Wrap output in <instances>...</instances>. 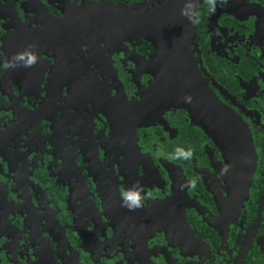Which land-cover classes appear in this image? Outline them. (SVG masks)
Masks as SVG:
<instances>
[{
    "label": "flooded vegetation",
    "instance_id": "af4514ba",
    "mask_svg": "<svg viewBox=\"0 0 264 264\" xmlns=\"http://www.w3.org/2000/svg\"><path fill=\"white\" fill-rule=\"evenodd\" d=\"M140 18L254 157L158 112ZM263 243L264 0H0V264H264Z\"/></svg>",
    "mask_w": 264,
    "mask_h": 264
},
{
    "label": "water",
    "instance_id": "95a60500",
    "mask_svg": "<svg viewBox=\"0 0 264 264\" xmlns=\"http://www.w3.org/2000/svg\"><path fill=\"white\" fill-rule=\"evenodd\" d=\"M96 18L92 14L83 18V25L87 31L97 24ZM157 18L162 20L163 16L159 15ZM145 25H147L146 20L133 19V26L140 28L138 32L142 34L143 38L148 39L147 36L152 35L155 51L149 63L151 71L148 72L154 78L151 92L153 93L152 98L159 101V108L161 109L158 112L166 108H183L192 121L211 137L217 147L228 143L230 153L237 154V157L242 154H252V157H254L255 153L252 150L249 138L248 140L231 139L232 136L228 135V131L233 130V126L236 122L239 123L240 120L234 114L228 112L214 96L210 97L206 89L199 86L196 77L193 76L195 73L188 70L190 64L181 50L182 47L179 48V52H176L177 47L175 48L174 41H177V39L174 37L173 29L168 28L165 32H152L147 31ZM163 42L166 43L164 48L162 46ZM200 100L203 103H200ZM139 105L155 107L153 100L150 98ZM223 123L228 124V126H223ZM224 136L229 139L227 143L223 139ZM261 251L264 252V247L261 248Z\"/></svg>",
    "mask_w": 264,
    "mask_h": 264
},
{
    "label": "clouds",
    "instance_id": "9594fccd",
    "mask_svg": "<svg viewBox=\"0 0 264 264\" xmlns=\"http://www.w3.org/2000/svg\"><path fill=\"white\" fill-rule=\"evenodd\" d=\"M206 3L208 5L209 12L215 11V0H206ZM187 99V98H186ZM177 153L181 154L184 158H187L191 155V149H188L187 151H184L182 149H177ZM129 208H131V205H128Z\"/></svg>",
    "mask_w": 264,
    "mask_h": 264
},
{
    "label": "bare ground",
    "instance_id": "6f19581e",
    "mask_svg": "<svg viewBox=\"0 0 264 264\" xmlns=\"http://www.w3.org/2000/svg\"><path fill=\"white\" fill-rule=\"evenodd\" d=\"M180 39V38H179Z\"/></svg>",
    "mask_w": 264,
    "mask_h": 264
}]
</instances>
